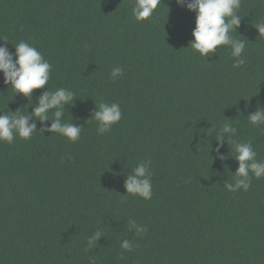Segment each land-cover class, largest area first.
<instances>
[{
    "label": "trees",
    "instance_id": "16d2710c",
    "mask_svg": "<svg viewBox=\"0 0 264 264\" xmlns=\"http://www.w3.org/2000/svg\"><path fill=\"white\" fill-rule=\"evenodd\" d=\"M132 5L0 0V46L14 53L27 42L52 65L48 85L28 98L15 96L0 73V111L31 112L43 92L64 87L76 98L62 119L83 127L73 144L39 131L51 121L33 118L30 140L0 143V264H264V178L229 192L236 153L227 142L223 160L215 152L216 130L228 120L235 139L251 141L264 161V125L247 119L258 101L264 108V36L254 27L264 21V0H241L231 33L246 44L239 68L227 46L208 59L189 47L196 14L175 0H161L140 23ZM115 67L124 74L113 80ZM101 102L122 111L103 135L91 119ZM144 160L150 200L125 187ZM130 220L146 232L138 235Z\"/></svg>",
    "mask_w": 264,
    "mask_h": 264
},
{
    "label": "clouds",
    "instance_id": "9594fccd",
    "mask_svg": "<svg viewBox=\"0 0 264 264\" xmlns=\"http://www.w3.org/2000/svg\"><path fill=\"white\" fill-rule=\"evenodd\" d=\"M180 7L187 8L196 14L195 28L192 35L193 40L189 47L200 56L208 59L217 53L219 46H227L231 49V56L234 60L233 67L239 68L246 63L243 53L246 47L245 41L236 39L231 33L238 30L241 17L238 15L241 0H175ZM161 0H133L132 16L136 22H144L153 17L155 10ZM259 35L264 36V21L254 25ZM4 40V39H2ZM5 41V40H4ZM6 42V41H5ZM15 52H10L5 46H0V73H3L4 83L11 86L15 96L22 94L25 98L31 97L34 90L43 89L51 79L52 65L44 58L38 49L27 42L20 41L15 46ZM121 67L112 69L111 78L115 80L123 76ZM76 94L68 88L59 87L55 90L49 88L38 97V102L25 113L21 109L16 111H0V143L13 144L18 136L23 140H30L35 131L36 123H30L35 118L40 122L51 121V127L39 130L45 133H57L75 144L80 140L83 127L74 123L65 122L62 117L65 115L66 106L75 102ZM257 102V110L247 116L248 122L256 127L264 125V108ZM248 106L246 105V108ZM122 118V111L119 103H99L91 119L95 120L97 133L103 135L111 132L113 125L118 124ZM215 125L209 129V133L215 129ZM237 128L226 120L216 130L215 139L217 146L215 152L223 160L220 154L225 142L232 144L231 151H235L233 157L238 162V168L233 173L234 182L226 181L224 187L229 192H236L240 189L248 191L252 184L253 176L256 179L264 178V161L257 159V152L251 141L241 142L235 139ZM213 151V148H212ZM151 161H141L132 173L128 175L125 187L127 194L142 197L145 200L152 198V174L150 171ZM132 228L136 229L139 235L146 232V229L135 220H130ZM103 233L97 231L88 240L89 247L93 246ZM122 249L131 252L133 245L130 241L124 240ZM87 251V249H86ZM95 264V259L90 260Z\"/></svg>",
    "mask_w": 264,
    "mask_h": 264
}]
</instances>
